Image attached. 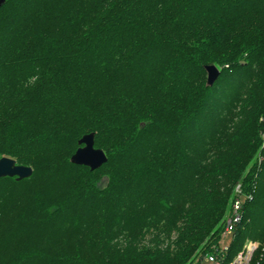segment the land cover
Masks as SVG:
<instances>
[{
    "label": "trees",
    "instance_id": "1",
    "mask_svg": "<svg viewBox=\"0 0 264 264\" xmlns=\"http://www.w3.org/2000/svg\"><path fill=\"white\" fill-rule=\"evenodd\" d=\"M263 115L264 0H7L0 159L33 175L0 179V238L19 244L0 264H185L238 184L257 238ZM90 133L96 171L71 163Z\"/></svg>",
    "mask_w": 264,
    "mask_h": 264
},
{
    "label": "built area",
    "instance_id": "2",
    "mask_svg": "<svg viewBox=\"0 0 264 264\" xmlns=\"http://www.w3.org/2000/svg\"><path fill=\"white\" fill-rule=\"evenodd\" d=\"M261 133L264 148V115ZM262 158L259 163H262ZM253 192L245 190L242 184L235 189L231 209L216 242L205 249L190 264H264V231L257 238L242 239L245 228V210L248 202L253 200ZM232 237L228 246H221L222 239Z\"/></svg>",
    "mask_w": 264,
    "mask_h": 264
},
{
    "label": "water",
    "instance_id": "3",
    "mask_svg": "<svg viewBox=\"0 0 264 264\" xmlns=\"http://www.w3.org/2000/svg\"><path fill=\"white\" fill-rule=\"evenodd\" d=\"M7 0H0V9L6 4ZM207 86L212 87L221 74V70L216 66L210 65L206 68ZM95 133L83 136L79 140V149L71 157V163L77 166H85L91 171L100 169L108 162V157L102 149L95 147ZM33 168L18 165L14 159L3 157L0 159V179L16 178L18 182L31 178Z\"/></svg>",
    "mask_w": 264,
    "mask_h": 264
},
{
    "label": "rangeland",
    "instance_id": "4",
    "mask_svg": "<svg viewBox=\"0 0 264 264\" xmlns=\"http://www.w3.org/2000/svg\"><path fill=\"white\" fill-rule=\"evenodd\" d=\"M261 148H263V145H262ZM97 149H99V148H97ZM261 158L263 160V157H262L261 153H258L253 163L254 164L255 163H258ZM30 187L32 189L35 188L34 185H30ZM236 187H237V185H236ZM236 187H234V189H233V194H232V197H231V199L229 201V206H228V208H227V210L225 212L224 218H223V220H222V222L220 224V228L218 227V229H219L218 233H216V236L213 237L210 241H207L206 242L207 244L205 243L206 245L204 244L202 249L197 250V252L191 257V259L188 262H186L185 264H190L192 261H194L200 255V253H202L205 249L209 248L210 246H212L216 242V240H217L220 232L223 229V225H224V223H225V221L227 219V216L229 215V212H230V209H231V204H232V200L234 198V194H235ZM12 192H13L14 196L17 197V198H15V200L16 199H19V208L24 207V206H27V202H28V199H29L30 194H29V192L27 190H25V188L24 189H21V188L16 187V188H14V190H12ZM10 199H12V197ZM12 201H14V200H8L9 204H10V202L13 203ZM8 202H6V203H8ZM0 204H3V203H0ZM14 204H15V206H14ZM14 204H12L14 210L19 209L15 202H14ZM10 206H11V204H10ZM2 224L3 223L0 222V226ZM182 224L183 223H180L179 227L182 226ZM261 232H262L261 229L258 230V231L257 230L254 231L255 234H257V233L260 234ZM155 234H156V232L153 231L152 233H150V234H148V235H146L144 237V241L143 242H144V245L145 246H148V247L154 246L153 245L154 243L151 242V240L155 236ZM178 235H179V233L177 232V230L174 229V231L172 232V236H171L172 239L169 240V241H174L178 237ZM159 239L163 240V237H161ZM231 241H232V237L230 236V237H228L226 239H222L221 242H220V245L221 246H228L231 243ZM14 242H15L14 239L9 238V237H7V238H3V237L0 238V260H3L4 261L7 257L10 256V254H12L13 252H15L16 250L19 249V244L16 246ZM167 242H165L161 246L162 247L168 246V243ZM151 243H153V244H151Z\"/></svg>",
    "mask_w": 264,
    "mask_h": 264
}]
</instances>
